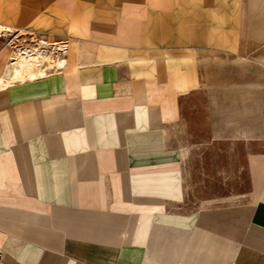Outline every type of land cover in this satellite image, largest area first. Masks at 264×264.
<instances>
[{"label":"crops","instance_id":"0c3cea01","mask_svg":"<svg viewBox=\"0 0 264 264\" xmlns=\"http://www.w3.org/2000/svg\"><path fill=\"white\" fill-rule=\"evenodd\" d=\"M235 3L0 0L2 27L69 44L61 72L0 88V264H264Z\"/></svg>","mask_w":264,"mask_h":264},{"label":"rangeland","instance_id":"374dc122","mask_svg":"<svg viewBox=\"0 0 264 264\" xmlns=\"http://www.w3.org/2000/svg\"><path fill=\"white\" fill-rule=\"evenodd\" d=\"M231 10L236 17L238 48L240 52H248L241 54L238 50L235 58L237 88L231 110L236 113L237 134L246 130L251 135L252 150L264 151V0H236ZM2 37V46L11 50L9 37ZM33 61L37 62L36 57L28 60L27 64ZM247 186V176L243 171L238 172L237 183L221 185V190L227 192L232 187L241 192L247 190Z\"/></svg>","mask_w":264,"mask_h":264},{"label":"built area","instance_id":"2783aa9c","mask_svg":"<svg viewBox=\"0 0 264 264\" xmlns=\"http://www.w3.org/2000/svg\"><path fill=\"white\" fill-rule=\"evenodd\" d=\"M6 36L9 37L11 55L16 51L24 54L40 52L37 64L47 72L40 77L58 73L64 69L69 50L67 40L50 41L44 34L21 30L11 31V34Z\"/></svg>","mask_w":264,"mask_h":264},{"label":"bare ground","instance_id":"6f19581e","mask_svg":"<svg viewBox=\"0 0 264 264\" xmlns=\"http://www.w3.org/2000/svg\"><path fill=\"white\" fill-rule=\"evenodd\" d=\"M10 34L11 32L7 28L0 25V36L5 35L6 37V35ZM39 54V51L25 54L16 51L10 58L5 71L0 75V88L10 85L13 81L35 79L45 75L47 72L38 66L37 62L33 61L30 65L27 64V61L33 60V57H36L37 61H39Z\"/></svg>","mask_w":264,"mask_h":264}]
</instances>
